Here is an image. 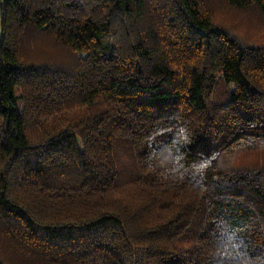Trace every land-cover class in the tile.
I'll return each mask as SVG.
<instances>
[{
	"label": "trees",
	"instance_id": "1",
	"mask_svg": "<svg viewBox=\"0 0 264 264\" xmlns=\"http://www.w3.org/2000/svg\"><path fill=\"white\" fill-rule=\"evenodd\" d=\"M0 28V264H264V45L206 0H0Z\"/></svg>",
	"mask_w": 264,
	"mask_h": 264
},
{
	"label": "rangeland",
	"instance_id": "2",
	"mask_svg": "<svg viewBox=\"0 0 264 264\" xmlns=\"http://www.w3.org/2000/svg\"><path fill=\"white\" fill-rule=\"evenodd\" d=\"M216 25L234 35L243 46L254 47L264 45V15L257 8H235L224 0H206ZM1 36V28H0ZM23 54L36 63H66L67 51L58 43L44 36L29 37L22 48ZM229 89H236L228 84ZM245 161L253 158L243 157Z\"/></svg>",
	"mask_w": 264,
	"mask_h": 264
}]
</instances>
